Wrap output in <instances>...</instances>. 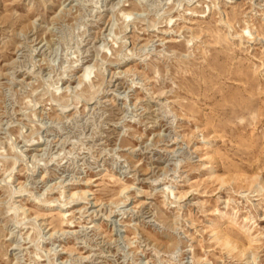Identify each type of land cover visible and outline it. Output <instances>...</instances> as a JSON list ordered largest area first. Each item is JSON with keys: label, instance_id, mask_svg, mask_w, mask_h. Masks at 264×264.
Listing matches in <instances>:
<instances>
[{"label": "rangeland", "instance_id": "obj_1", "mask_svg": "<svg viewBox=\"0 0 264 264\" xmlns=\"http://www.w3.org/2000/svg\"><path fill=\"white\" fill-rule=\"evenodd\" d=\"M0 264H264V0H0Z\"/></svg>", "mask_w": 264, "mask_h": 264}]
</instances>
